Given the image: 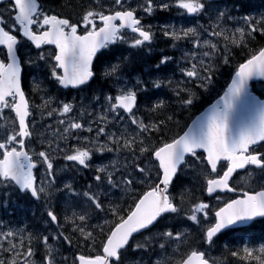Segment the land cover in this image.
I'll return each mask as SVG.
<instances>
[{
	"label": "snow or ice",
	"instance_id": "snow-or-ice-1",
	"mask_svg": "<svg viewBox=\"0 0 264 264\" xmlns=\"http://www.w3.org/2000/svg\"><path fill=\"white\" fill-rule=\"evenodd\" d=\"M245 9L0 0V190L40 206L27 240L0 222V264H264V12ZM173 10L190 26L154 22ZM160 39L180 56L148 63Z\"/></svg>",
	"mask_w": 264,
	"mask_h": 264
},
{
	"label": "trees",
	"instance_id": "trees-1",
	"mask_svg": "<svg viewBox=\"0 0 264 264\" xmlns=\"http://www.w3.org/2000/svg\"><path fill=\"white\" fill-rule=\"evenodd\" d=\"M250 1L251 0H246V7L248 6V3ZM246 9H249V7H247ZM161 50H163L164 52H166L169 55H173L174 56L175 54H177V51H174L171 48L170 44H165L164 41H163V39H160V40L157 41V46L155 47L154 52L151 53V54H147V56H146L147 62L148 63H151L155 59L156 56H159L160 55ZM172 67L175 68L176 71H178V68L176 67V65H172ZM106 87L107 86L105 85V83H104V81L102 79L99 80V81H97V82H94L92 84V89L97 90V91L105 90ZM156 93L159 95L160 98H166V93H168V90H165V89L162 90V91L156 90ZM168 94H170V93H168ZM188 116H187V113H185L182 119L187 120L188 119ZM188 122H190V120H188ZM174 131H175V129H174ZM18 203H21V205H19V206H22L24 208H25V205L27 207H32V203L28 202V200L26 198H24V197L22 199L20 198V201L18 200ZM10 208H11L10 205H7L6 210L9 211ZM13 210H15V207L13 208ZM26 210H27L26 213H29L31 215V218H30V223L31 224L28 225L29 226V234H30V232L33 230L34 224H38L39 223V221L36 218L39 217V215H40V206H38V211L35 213V216L33 215V213L35 211H31L29 209H26ZM21 211H22V214L25 213V210H21ZM255 231L262 232V231H264V229H260V227H258V228L255 229ZM64 254L65 255H68V253H64ZM231 264H239L238 258H231Z\"/></svg>",
	"mask_w": 264,
	"mask_h": 264
},
{
	"label": "bare ground",
	"instance_id": "bare-ground-1",
	"mask_svg": "<svg viewBox=\"0 0 264 264\" xmlns=\"http://www.w3.org/2000/svg\"><path fill=\"white\" fill-rule=\"evenodd\" d=\"M231 3H232V1L228 0L229 6L231 5ZM206 20L207 19L204 18V22H206ZM174 56L175 57H179L180 56V52L177 51V54H175ZM168 73L172 74L170 71ZM162 90H164V88L159 89L158 91H162ZM165 90H168V89H165ZM77 99H79V98L77 97ZM85 103H87V99H85ZM188 115L189 114L187 113V116ZM97 163H99V162H97ZM87 176H88V173L85 172L83 174V177H82V179L85 182L87 180ZM20 198L22 199L23 196L21 194L17 193L16 191L10 190L7 193L1 192V194H0V222L2 221L3 217L5 216V214L8 212L6 210L7 206L5 207V204L6 205H10V207H11L10 210H13L14 207H15V210L19 211L20 213H22L21 210H25L24 214H26V211H27L26 209H29L31 211H35V213L38 211V205H35V204H32V207H27L25 205V208L22 207V206H19V205H21V203H18V200L20 201ZM8 226H12V227H16V228H27L28 231H26L24 233V235L26 236V238L29 236V226H28V224L25 223V221L23 220V217L21 215H19V214L11 215V217L9 219ZM260 229H264V226H261ZM260 233H261L260 231H255L256 235H259ZM213 255L214 256H220L218 254V252H215V251L213 252ZM220 259L223 260L224 257L221 256ZM245 264H247V262H245Z\"/></svg>",
	"mask_w": 264,
	"mask_h": 264
},
{
	"label": "flooded vegetation",
	"instance_id": "flooded-vegetation-1",
	"mask_svg": "<svg viewBox=\"0 0 264 264\" xmlns=\"http://www.w3.org/2000/svg\"><path fill=\"white\" fill-rule=\"evenodd\" d=\"M225 2H228V0H223ZM61 3H64L65 0H60ZM73 2H76V0H73ZM255 7V5H252ZM181 17L180 15L177 14V12L175 10L171 11V12H167V13H163L162 14V18L160 20L154 21V22H162V20H168V22L173 23L176 25L177 28L180 27V23H181ZM171 20V21H170ZM29 83H31L32 78H28ZM75 92V91H73ZM73 92L71 94H73ZM253 179H256L255 177H253ZM243 182V184L241 185L239 182ZM237 182L238 184H240L241 186L245 185V184H251L253 183V180L248 179V177L246 176V174H244L243 172H241V175L237 177ZM262 225H256V228L261 227ZM255 228V229H256Z\"/></svg>",
	"mask_w": 264,
	"mask_h": 264
},
{
	"label": "rangeland",
	"instance_id": "rangeland-1",
	"mask_svg": "<svg viewBox=\"0 0 264 264\" xmlns=\"http://www.w3.org/2000/svg\"><path fill=\"white\" fill-rule=\"evenodd\" d=\"M222 4H224V2L223 1H220ZM259 13H262V12H258V11H256V12H254V13H252L253 15H258ZM205 19H207L206 17H205ZM200 22L201 23H205L204 22V19H202V20H200ZM182 26H184V27H187V26H190L189 24H186V25H182ZM186 47H190V45H185ZM116 62V60L113 62V63H115ZM168 75H172V74H169V73H167ZM30 77H32L31 75H29L28 76V78H30ZM175 77L177 78V79H179L180 78V74L178 73V72H175ZM73 95H76L78 98H79V95L77 94V93H73V94H71V95H68V99H71V96H73ZM63 98V97H62ZM36 102L37 103H39L40 101H39V98L37 97V99H36ZM48 123H52L53 124V127L55 128V121L54 120H49V121H47ZM1 125L3 126V122H0V127H1ZM97 162H99V160H97ZM24 237H25V240H27V238H26V236L24 235ZM154 259H156L155 257H154Z\"/></svg>",
	"mask_w": 264,
	"mask_h": 264
},
{
	"label": "water",
	"instance_id": "water-1",
	"mask_svg": "<svg viewBox=\"0 0 264 264\" xmlns=\"http://www.w3.org/2000/svg\"><path fill=\"white\" fill-rule=\"evenodd\" d=\"M254 81H256V80H254ZM254 81H252V82H254Z\"/></svg>",
	"mask_w": 264,
	"mask_h": 264
}]
</instances>
